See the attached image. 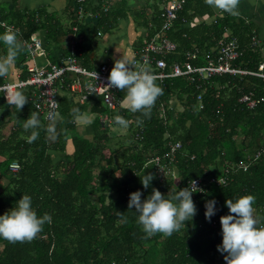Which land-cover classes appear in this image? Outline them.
<instances>
[{
    "label": "trees",
    "instance_id": "obj_1",
    "mask_svg": "<svg viewBox=\"0 0 264 264\" xmlns=\"http://www.w3.org/2000/svg\"><path fill=\"white\" fill-rule=\"evenodd\" d=\"M113 3L86 0L84 10L99 15L81 23L75 13L76 0L68 4L67 17L36 10L5 15L0 22L18 30L17 39L26 43L32 34L44 31L43 47L52 63L69 55V38L73 36L78 63L90 69L97 34L110 31L117 19L126 16ZM103 6L109 7L106 13ZM160 27L156 11L152 25L146 23L141 44ZM5 32L0 25V35ZM252 32L238 16L217 14L205 0H185L166 33L177 46L176 52L166 57L167 67L194 50L199 57L193 63L203 65V55H214L218 41L227 35L237 40L241 52L233 66L257 71L263 60L258 50L249 48ZM6 55L7 47L0 42V58ZM26 57L27 50L18 55L13 66L21 80L28 76ZM73 78L67 74L64 83ZM6 82L0 77V85ZM155 82L164 93L157 98L150 117L124 108L126 93L120 90L115 95L118 105L109 112L96 94L80 103L76 93L62 88L53 121H46L35 110L30 88L19 90L28 101L20 111L8 105L0 93V216L16 208L27 195L38 217L47 213L52 218L31 242L13 244L0 238V264H226V253L217 250L222 245L221 225L212 226L214 217L211 222L205 219V203L210 200L216 201L215 210L222 217L229 214L226 200L235 202L252 195L260 219L257 227H264V101L252 109L239 102L249 92L264 98L262 81L251 75H221L198 83L186 78ZM73 108L96 115L82 132L73 120ZM32 112L39 114L40 127L34 129L38 138L29 143L33 130L24 131L23 123ZM104 114L113 125L117 115L128 120L127 134L109 136V124L99 118ZM137 117L142 124L136 123ZM53 123L54 139L48 131ZM175 143L181 147L175 152L174 174L160 181L150 161ZM14 162L19 165L16 172L10 170ZM241 162L247 165L245 170L239 167ZM145 174L154 176L147 189L141 183ZM222 176L227 180L224 186L209 182ZM195 179L203 180V192L192 194L197 209L192 220L170 237L158 233L145 239L138 214L128 209L130 194L140 191L144 200L155 188L168 199Z\"/></svg>",
    "mask_w": 264,
    "mask_h": 264
},
{
    "label": "clouds",
    "instance_id": "obj_2",
    "mask_svg": "<svg viewBox=\"0 0 264 264\" xmlns=\"http://www.w3.org/2000/svg\"><path fill=\"white\" fill-rule=\"evenodd\" d=\"M240 0H205V4L214 10L227 13L232 16H239L238 11ZM18 30H7L0 35V42L7 47V55L0 58V77L9 75L10 70L15 65L18 55L28 50L26 42L17 39ZM91 75L96 81L99 78L97 72ZM157 77L144 68L133 70L127 62L118 59L107 78L105 89H117L125 92L122 106L132 113H141L143 117H150L151 109L157 98L164 93V89L156 84ZM17 88L15 84H8L6 90L0 87V91L5 92L7 104L14 106L18 111L28 103L27 97ZM90 95L94 92L93 86H89ZM73 120L78 124H90L91 120L87 114L81 113L78 108L71 110ZM39 114L32 112L23 123L24 131L32 129L28 142L32 143L38 138L37 129L40 127ZM114 123L126 129L129 121L122 116L114 117ZM138 125L143 123L137 117ZM48 131L55 138V124H50ZM154 179L152 174H145L141 183L145 189ZM194 186L195 181H190ZM196 187V186H195ZM193 191L189 187L179 190L168 199L157 189H152V194L142 200V193L136 191L130 194L128 209L138 214L137 223L142 226L145 239L156 234L170 237L174 232L179 231L185 223L196 215L197 209L192 199ZM255 197L246 195L238 198L235 202L228 199L225 206L229 214L220 218L222 229V245L217 250L222 254L226 253L224 260L226 264H264V227H257L260 219L255 215L253 204ZM215 200L205 203V219L211 222L215 215ZM52 218L45 213L42 218L32 209L31 197L24 195L17 202V207L10 212L0 216V238L9 243L31 242L43 230L45 223H51Z\"/></svg>",
    "mask_w": 264,
    "mask_h": 264
},
{
    "label": "built area",
    "instance_id": "obj_3",
    "mask_svg": "<svg viewBox=\"0 0 264 264\" xmlns=\"http://www.w3.org/2000/svg\"><path fill=\"white\" fill-rule=\"evenodd\" d=\"M76 3L77 8L75 9V13L78 22L81 23L85 21L87 16L95 18V16L99 15V12L89 15L90 13L84 10L86 0H76ZM184 3L185 0H170L162 7L159 12V18L161 20L159 32L155 33L147 41H144L140 47L134 49L128 66L133 70H138L141 67L148 70L157 77L156 80L159 82L169 78H186L189 83H198L221 75H251L259 78L264 86V60L260 62L257 71L254 72L234 67L233 62L241 56V52L239 51L237 40L227 35L218 41L214 55L209 52L203 55V65H195L193 63L196 62L199 57L198 50H194L184 53L181 60L173 61L170 67H167L166 57L175 53L177 46L167 38L166 33L172 28ZM108 9V6H103L102 12L106 13ZM0 25L5 27L6 31L9 29L13 30L12 26H7L3 22H0ZM76 30L77 26L72 27V31L75 32ZM252 34L249 48L252 51L258 50L261 52L260 41L254 32H252ZM97 35L99 36L100 34L98 33ZM75 42L76 40L74 37L70 36L69 55L61 57L56 63L45 61L43 64H39L37 58L45 56L43 40L37 33L32 34L29 41L26 43L28 48H30V51L27 50L25 61V70L28 73L27 78L21 80L19 79V74H17L16 81L12 83L6 82L0 85V87H4L6 90L8 84H15L17 88L14 90L30 88L32 90L31 101L33 106L39 114L43 115L46 121H53L56 119L59 109V91L62 88L76 93L78 101L80 103H85L90 96L89 86L91 85L94 88L92 94L101 97L104 107H106L109 112L113 111L118 105L115 98L118 90H107L103 87L106 86L107 78L110 74L109 66L106 63H102L96 68L93 67L90 69L81 66L77 61ZM94 71L99 74L97 81L89 75ZM67 74L73 75L74 80L65 84L64 77ZM0 93L3 100L7 103L5 92L0 91ZM200 98V95H198L197 99ZM263 101L264 98L262 96L256 97L254 92L244 94L239 99V102L249 109L256 107ZM99 118L104 124H108L111 121L108 114L101 115ZM180 147L181 145L179 143L169 145L168 150L164 154L151 159L150 162L156 167V173L160 181L174 174L173 164L175 161V152L180 149ZM258 155L259 153L257 156ZM239 167L245 170L247 165L241 162ZM18 169L19 165L17 163L14 162L10 164V170L12 172H16ZM193 181L196 182V187L190 183L189 189L192 190L193 193H202L203 180L195 179ZM209 182L215 183L217 186H224L227 180L222 176L217 179L210 178ZM213 217L212 226L217 227V225L220 224L221 217L218 216L216 210Z\"/></svg>",
    "mask_w": 264,
    "mask_h": 264
},
{
    "label": "crops",
    "instance_id": "obj_4",
    "mask_svg": "<svg viewBox=\"0 0 264 264\" xmlns=\"http://www.w3.org/2000/svg\"><path fill=\"white\" fill-rule=\"evenodd\" d=\"M72 1L73 0H0V19H2V16L10 15L11 13L19 15L36 10H45L46 13L54 16L67 17L69 12L68 4ZM111 1L114 2L113 4L116 6L119 5L120 10H122L126 16L117 19L115 27L111 29L110 32L114 29L120 30L119 32L121 36L119 37L118 42L121 44L124 43L126 50L133 55L134 49L142 43L145 37L146 23H148V26L152 25L155 12H160L162 7L170 0H124L126 3H123L121 0ZM238 11L240 13L238 18L245 22V24L250 25L255 31L261 45L260 55L262 60H264V0H240ZM216 13L220 14L218 11H216ZM127 17L131 19L129 22H125L126 24H119L120 22H124V19H127ZM85 20L92 21L93 19L90 16H87V19ZM62 21H64V18ZM37 34L42 38V40H44V31L38 32ZM99 34L100 35L97 37H101L100 32ZM45 61H50L46 53L44 57L37 58V62L39 64H43ZM128 63L129 61L127 64ZM93 67L95 66H92V68ZM17 74L16 70L12 67L9 75L5 77L7 82L12 83L16 81L18 76ZM84 114H87V112ZM88 115L91 116L92 122L96 115L91 113H88ZM75 125L83 126V124L78 123H75Z\"/></svg>",
    "mask_w": 264,
    "mask_h": 264
},
{
    "label": "rangeland",
    "instance_id": "obj_5",
    "mask_svg": "<svg viewBox=\"0 0 264 264\" xmlns=\"http://www.w3.org/2000/svg\"><path fill=\"white\" fill-rule=\"evenodd\" d=\"M128 17H127V19H124L125 20L124 22H120L119 24H126L125 22H129L131 19H129ZM119 31L120 30H115V29L112 30L111 32L108 31V32L103 33L101 31L100 32L101 37L95 38V41H94L95 45H94V43L92 45V51L94 54L92 65L95 66V68L102 63H106L109 66L110 71H111V69L114 66L115 60L121 59L125 62H128L131 59L132 55L130 54V52H128L126 50V47H124V43L121 44L120 42H118L119 41L118 39L121 36ZM111 56H113L114 58ZM88 113L89 112H87V115H88ZM88 116L91 120V116L90 115H88ZM89 125L90 124H83V126H78V127H80L79 129H81V132H82L83 129L85 127H89ZM107 129L109 131V133H108L109 136L123 137L127 134V128L124 129V128H121L120 126H115L113 124H109ZM68 151L71 152L72 151L71 148ZM0 183H2V182H0Z\"/></svg>",
    "mask_w": 264,
    "mask_h": 264
}]
</instances>
